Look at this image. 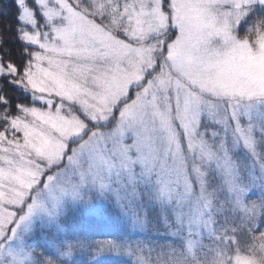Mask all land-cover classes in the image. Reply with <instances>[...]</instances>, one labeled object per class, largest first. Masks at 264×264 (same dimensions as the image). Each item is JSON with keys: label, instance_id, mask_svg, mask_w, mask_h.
Here are the masks:
<instances>
[{"label": "snow or ice", "instance_id": "6c2138e0", "mask_svg": "<svg viewBox=\"0 0 264 264\" xmlns=\"http://www.w3.org/2000/svg\"><path fill=\"white\" fill-rule=\"evenodd\" d=\"M0 264H264V0H0Z\"/></svg>", "mask_w": 264, "mask_h": 264}, {"label": "trees", "instance_id": "16d2710c", "mask_svg": "<svg viewBox=\"0 0 264 264\" xmlns=\"http://www.w3.org/2000/svg\"><path fill=\"white\" fill-rule=\"evenodd\" d=\"M10 6V5H9Z\"/></svg>", "mask_w": 264, "mask_h": 264}]
</instances>
